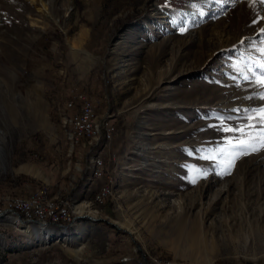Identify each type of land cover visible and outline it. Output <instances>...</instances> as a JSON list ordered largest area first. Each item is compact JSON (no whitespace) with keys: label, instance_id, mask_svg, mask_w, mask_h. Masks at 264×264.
Returning a JSON list of instances; mask_svg holds the SVG:
<instances>
[{"label":"rangeland","instance_id":"374dc122","mask_svg":"<svg viewBox=\"0 0 264 264\" xmlns=\"http://www.w3.org/2000/svg\"><path fill=\"white\" fill-rule=\"evenodd\" d=\"M261 29L264 0H0V264H264V148L230 165L224 130L264 121Z\"/></svg>","mask_w":264,"mask_h":264},{"label":"snow or ice","instance_id":"6c2138e0","mask_svg":"<svg viewBox=\"0 0 264 264\" xmlns=\"http://www.w3.org/2000/svg\"><path fill=\"white\" fill-rule=\"evenodd\" d=\"M264 32V29H261ZM261 72L264 73V65L260 66ZM261 85H264V78L260 81ZM261 99H264V95L261 96ZM261 116H264V109L260 110ZM251 119V117H249ZM255 125H249L248 129L241 130L239 128H225V131L228 132H239L240 138L233 141H229V144L232 146V152L229 153V164L231 165L238 158L239 155H246L251 152L257 151L260 148H264V121L261 122V128L258 135H253V130ZM235 139V138H234Z\"/></svg>","mask_w":264,"mask_h":264},{"label":"built area","instance_id":"2783aa9c","mask_svg":"<svg viewBox=\"0 0 264 264\" xmlns=\"http://www.w3.org/2000/svg\"><path fill=\"white\" fill-rule=\"evenodd\" d=\"M78 101H80L81 110H88L93 108V105L85 98L78 97ZM77 116H79V135L80 138H83L84 133H89L87 132V125L90 123L91 120H84V117H80V114ZM100 176H101V172H100ZM100 176H98L96 179H98ZM103 192H106V189L104 187L99 190L96 197H99V195H101V193ZM22 207L23 209H26V211L22 213H27L28 217L37 218L42 222L54 218L58 222L66 219V212L62 211V207H55L54 212H47V213H42L41 211H37V210L35 212H28L27 209L29 208V206H24L22 204Z\"/></svg>","mask_w":264,"mask_h":264},{"label":"bare ground","instance_id":"6f19581e","mask_svg":"<svg viewBox=\"0 0 264 264\" xmlns=\"http://www.w3.org/2000/svg\"><path fill=\"white\" fill-rule=\"evenodd\" d=\"M80 117H84V120H91V122L93 123V124H96L95 125V130L97 131V133L99 134L100 133V125L99 124H97V123H95V121L91 118V110L90 109H88V110H81V115H80ZM93 120V121H92ZM73 122L76 124V129L79 127V116L78 117H75L74 119H73ZM89 128H90V123L87 125V131L89 130ZM76 132V131H75ZM75 132H74V134H75ZM102 161L100 160V159H93V161H92V166H91V168L93 169V173H92V176H93V178H97L99 175H100V172L102 171ZM26 169H28V168H26ZM24 170V169H23ZM25 171V170H24ZM32 172V171H31ZM109 193V191L106 189V192H103V193H101V195H99V197H96L93 201H94V203H97V202H99L100 200L102 201L103 200V198L104 197H106V195ZM19 203V202H18ZM17 208L18 209V211H20V212H22V211H24L25 209H23V207H22V204H17L16 206L14 205V208ZM79 209H81V210H83V209H88V211L90 212V211H93L92 213L94 214V213H96V211H94V204H91V203H81L79 206H77ZM88 212V213H89ZM84 215H81L80 216V218L81 217H83ZM84 218H87V217H83L82 219H84ZM93 218V217H92ZM19 221L20 220H18L17 218H15V222H14V224L15 225H19V226H21L20 225V223H22V222H20L19 223ZM121 230V229H120ZM123 230V229H122ZM130 235H132L131 233H129Z\"/></svg>","mask_w":264,"mask_h":264}]
</instances>
